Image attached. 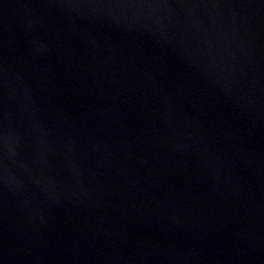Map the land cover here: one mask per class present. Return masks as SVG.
Returning <instances> with one entry per match:
<instances>
[{"label": "water", "instance_id": "95a60500", "mask_svg": "<svg viewBox=\"0 0 264 264\" xmlns=\"http://www.w3.org/2000/svg\"><path fill=\"white\" fill-rule=\"evenodd\" d=\"M0 264H264V0H0Z\"/></svg>", "mask_w": 264, "mask_h": 264}]
</instances>
